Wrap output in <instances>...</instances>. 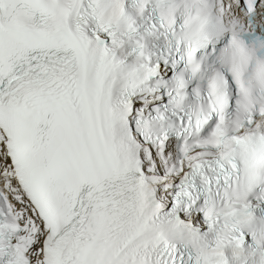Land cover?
Masks as SVG:
<instances>
[{
	"label": "snow or ice",
	"instance_id": "1",
	"mask_svg": "<svg viewBox=\"0 0 264 264\" xmlns=\"http://www.w3.org/2000/svg\"><path fill=\"white\" fill-rule=\"evenodd\" d=\"M0 264H264V0H0Z\"/></svg>",
	"mask_w": 264,
	"mask_h": 264
}]
</instances>
